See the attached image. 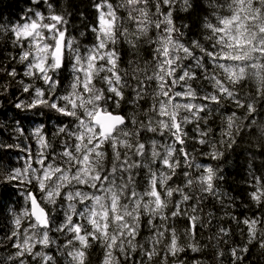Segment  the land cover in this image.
Masks as SVG:
<instances>
[{
  "label": "snow or ice",
  "instance_id": "1",
  "mask_svg": "<svg viewBox=\"0 0 264 264\" xmlns=\"http://www.w3.org/2000/svg\"><path fill=\"white\" fill-rule=\"evenodd\" d=\"M176 2L94 0L91 44L69 35L65 14L49 0H31L34 7L19 22L0 24L15 50L0 60V76L7 78L0 95L15 83L23 97L16 109L54 113L58 121L27 136L16 128L34 144L0 142V152L24 153L21 167L0 161V184L16 188L25 201L0 239L9 248L0 264H58L61 258L89 264L94 246L102 251L100 264H205L180 254L207 247L223 264L219 244L232 237L231 227L219 224L225 217L245 238L229 248L232 264L250 246L264 250V215L240 219L225 211L209 237L214 243L201 246L196 239L197 228L214 218L205 212L209 198L232 206L216 186L223 180L219 166L197 157L222 159L253 128L264 142V122L256 120L264 110V0H211V19L203 22L207 45L184 42L188 25L175 23ZM190 8L191 0H181V11ZM141 40L152 46L151 60L122 67L117 46L137 50ZM69 69L65 86L61 72ZM249 85L252 92L241 96ZM228 104L243 112L224 114ZM215 114L218 132L209 123ZM253 185L251 200L264 206V177L253 176ZM180 221L187 223L183 231Z\"/></svg>",
  "mask_w": 264,
  "mask_h": 264
},
{
  "label": "trees",
  "instance_id": "2",
  "mask_svg": "<svg viewBox=\"0 0 264 264\" xmlns=\"http://www.w3.org/2000/svg\"><path fill=\"white\" fill-rule=\"evenodd\" d=\"M52 3L57 13L65 14L68 21V33L71 36L80 40L81 44H91L94 37L89 30L90 26L95 23L96 11L93 8L94 0H49ZM211 0H191L192 8L187 12L181 11V0H177L175 11L173 12V19L179 26L181 24L188 25L187 29H182L185 32L184 42L188 43L191 40H199L202 44L207 45L208 41L204 39L208 35V31L203 28L205 17L211 19L209 13L211 9L208 7ZM34 7L31 0H0V24L10 26L17 23L21 18L27 14L29 8ZM41 10L47 11V5H42ZM84 35L81 36L80 33ZM121 56V66L126 67L129 60L138 61L141 66L145 61H150L152 57V46L147 40H141L137 50L129 48L128 45L121 42L118 46ZM15 50L12 48L10 34L0 35V60H5L9 54H14ZM6 62V60H5ZM11 67V65H9ZM18 71H22V67H17ZM61 78L66 86L70 80V69L61 72ZM7 78L0 76V83L6 82ZM252 92L251 85L244 86L241 90V96L244 93ZM17 97L23 98L20 94L19 86L15 83L9 85V90L5 95H0V142L4 144L20 143L23 147L24 143H33L28 141L24 136H19L16 131L17 127H23L25 136H27L32 129L41 123H46L48 129L53 128L57 123V118L54 113H51V120H45V115L37 116L32 111H20L14 107V102ZM122 113L127 111L125 106H122ZM231 111H237L240 115L243 109L237 110L234 105L228 104L222 109L224 114H230ZM257 123L264 122V110H259L256 114ZM211 126L218 132V125L220 123L219 114H215L214 121L210 120ZM245 123H247L245 121ZM193 125H188L190 135ZM255 133V134H253ZM23 152L19 149H5L0 152V161L8 167H21ZM197 162L204 164H212L215 168L217 165L221 169L218 175L223 176V180H217L216 186L222 194L224 204H231L230 208L222 206L215 199L209 198L206 203L205 212L212 211L214 218L211 224L204 229L197 228L196 239L201 246L214 243L209 241V237L214 234L218 225L220 217L224 216L225 211L236 215L240 219L245 217H252L253 215H264V206H257L250 198V193L253 191V176L264 177V142L261 141L259 133L253 128L250 132L241 134L237 145L232 149L225 150V155L218 161H211L204 157H197ZM25 206V201L20 195V192L11 185L0 184V239L4 232H9L12 226V212H19ZM220 225H227L232 229V237L228 244L221 242L219 247L224 251L225 255L219 260L223 264H232L229 255V248L234 246H241L245 239L240 229L237 228L235 222L225 217L219 220ZM187 226L186 221L177 222L176 227L178 231H183ZM243 226L241 225V228ZM53 235H58L53 233ZM148 233L142 231V236ZM64 238L61 236L60 240ZM141 242H143L141 240ZM213 250L210 247L203 248L200 253H192L190 250L181 253V258L188 261L199 259L205 264H218L214 259ZM9 254L8 247H0V257H7ZM102 259V251L98 247H93L88 256L89 264H100ZM63 258L58 261L62 264ZM153 264H157L153 261ZM171 264V262H170ZM239 264H264V250L258 246H250L249 251L244 254V258Z\"/></svg>",
  "mask_w": 264,
  "mask_h": 264
},
{
  "label": "bare ground",
  "instance_id": "3",
  "mask_svg": "<svg viewBox=\"0 0 264 264\" xmlns=\"http://www.w3.org/2000/svg\"><path fill=\"white\" fill-rule=\"evenodd\" d=\"M50 114H51V113H47V114H46V116H45V117H46V118H45V120H48V119H49V117H51V115H50Z\"/></svg>",
  "mask_w": 264,
  "mask_h": 264
}]
</instances>
